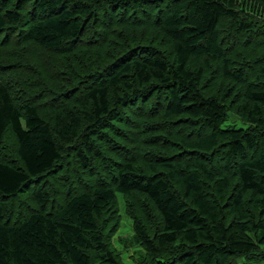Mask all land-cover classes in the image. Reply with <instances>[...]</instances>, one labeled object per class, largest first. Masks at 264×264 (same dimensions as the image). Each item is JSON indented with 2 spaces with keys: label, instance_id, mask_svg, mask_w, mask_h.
Listing matches in <instances>:
<instances>
[{
  "label": "trees",
  "instance_id": "16d2710c",
  "mask_svg": "<svg viewBox=\"0 0 264 264\" xmlns=\"http://www.w3.org/2000/svg\"><path fill=\"white\" fill-rule=\"evenodd\" d=\"M0 264H264V0H0Z\"/></svg>",
  "mask_w": 264,
  "mask_h": 264
},
{
  "label": "rangeland",
  "instance_id": "374dc122",
  "mask_svg": "<svg viewBox=\"0 0 264 264\" xmlns=\"http://www.w3.org/2000/svg\"><path fill=\"white\" fill-rule=\"evenodd\" d=\"M247 122L242 121L241 119H239L236 115L234 114H228L227 119L222 123V127L223 128H227V127H234V128H244L247 127ZM123 209L121 207V227L117 233L116 236H121V237H130L132 231H131V227H130V219L124 215V213L122 212ZM115 236V238H117ZM115 245L117 248H121V245L118 244L117 241H115ZM136 247H129L127 249V251L125 252V259L127 261H132V255L135 251ZM137 249V248H136Z\"/></svg>",
  "mask_w": 264,
  "mask_h": 264
}]
</instances>
